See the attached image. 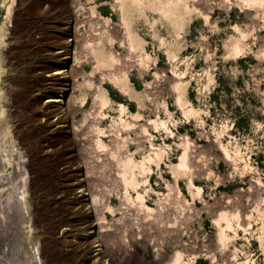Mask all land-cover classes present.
Returning a JSON list of instances; mask_svg holds the SVG:
<instances>
[{
  "label": "rangeland",
  "instance_id": "rangeland-1",
  "mask_svg": "<svg viewBox=\"0 0 264 264\" xmlns=\"http://www.w3.org/2000/svg\"><path fill=\"white\" fill-rule=\"evenodd\" d=\"M122 1L0 0V264H264V0Z\"/></svg>",
  "mask_w": 264,
  "mask_h": 264
},
{
  "label": "bare ground",
  "instance_id": "bare-ground-1",
  "mask_svg": "<svg viewBox=\"0 0 264 264\" xmlns=\"http://www.w3.org/2000/svg\"><path fill=\"white\" fill-rule=\"evenodd\" d=\"M124 1H125V0H124ZM124 1H122V2H124ZM135 1H136V0H135ZM132 2H134V1H132ZM138 2H139V1H138ZM140 2H141V1H140ZM141 3H142V2H141ZM118 4H119V3H118ZM124 4H125V2H124ZM124 4H123V5H124ZM120 5H121V4H120ZM132 5H133V4H132ZM120 7H121V6H120ZM126 8H127V7H126ZM126 10H127V9H126ZM131 10H132V9H131ZM127 11H129V10H127ZM127 11H126V12H127ZM124 19H125V18H124ZM125 21H126V20H125ZM126 25H127V24H126ZM128 27H129V24H128ZM126 28H127V27H126ZM129 28H130V27H129ZM129 30H130V29H129ZM132 34H133V33H132ZM132 34H131V35H132ZM131 35H130V36H131ZM131 37H133V36H131ZM128 39H129V38H128ZM133 41H134V40H133ZM136 41H137V40H136ZM128 43H129V42H128ZM130 44H131V43H130ZM138 44H139V43H138ZM134 46H135V45H134ZM132 47H133V46H132ZM104 52H106V51H104ZM107 52H108V51H107ZM109 52H110V51H109ZM109 52H108V53H109ZM111 53H112V55H113V52H111ZM141 53H142V52H141ZM105 54H106V53H105ZM109 55H110V54H109ZM114 55H115V54H114ZM114 55H113V56H114ZM113 56H112V57H113ZM105 57H108V56H105ZM112 57H111V58H112ZM114 58H115V57H114ZM98 60H99V58H98ZM115 60H116V59H115ZM116 62H117V61H116ZM100 64H101V63H100ZM126 76H127V75H126ZM126 76H125V77H126ZM115 77H116V76H115ZM118 77H119V75H118L116 78H118ZM120 77H121V76H120ZM125 80H126V79H125ZM122 81H123V80H122ZM119 82H120V81H119ZM121 83H122V82H121ZM122 88H123V87H122ZM156 122H157V121H156ZM184 153H185V152H184ZM0 154L2 155V153H0ZM184 155H185V154H184ZM182 156H183V155H182ZM4 157H5V156H4ZM160 157H161V155H160ZM149 160H150V158H149ZM149 160H148V161H149ZM152 160H153V158H152ZM134 161H135V160H134ZM180 161H181V160H180ZM191 162H192V161H191ZM133 164H134V163H133ZM145 164H146V161H145ZM130 165H131V164H130ZM181 165H182V164H181ZM124 167H125V166H124ZM126 174H127V173H126ZM126 174H124V175H126ZM127 182H128V181H127ZM136 183H137V181H136ZM140 195H141V194H140ZM139 197H140V196H139ZM140 198H141V197H140ZM22 199H23V198H21V200H22ZM0 218H1V217H0ZM1 221H2V220L0 219V222H1ZM1 229H2V228H1ZM2 233H3V231H2ZM9 234H10V233H9ZM9 234H7V235H9ZM3 235H4V234H3ZM3 235H2V236H3ZM25 235H26V234H25ZM0 236H1V235H0ZM4 237H5V236H4ZM6 237H7V236H6ZM2 238H3V237H2ZM2 238H1V239H2ZM8 239H9V237H8ZM4 240H5V238H4ZM4 240H3V243H2V241H1L0 243L4 244V243L6 242V241L4 242ZM6 240H7V239H6ZM13 240H14V239H13ZM33 255H34V254H33ZM37 260H38V259H37ZM39 263H40V262H39Z\"/></svg>",
  "mask_w": 264,
  "mask_h": 264
}]
</instances>
